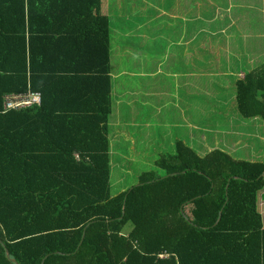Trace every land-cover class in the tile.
<instances>
[{
    "label": "trees",
    "instance_id": "16d2710c",
    "mask_svg": "<svg viewBox=\"0 0 264 264\" xmlns=\"http://www.w3.org/2000/svg\"><path fill=\"white\" fill-rule=\"evenodd\" d=\"M16 3L21 8H15ZM24 4L25 0H1L0 7L5 8H0V20L9 18L11 26L23 28ZM193 8L184 7L183 13L187 11L186 15L196 17V7ZM110 10L113 14L107 21L108 31L120 37L111 41L114 46L130 48L131 53L160 52L166 48L143 43V24L155 14L154 7ZM17 42L13 51L21 52L25 61L26 43ZM104 50L110 61L111 54L125 52ZM111 68L109 62L107 69ZM25 69L14 77L8 90L0 89L2 99L9 92L28 91ZM234 102L239 117L258 119L264 124V60L244 79L237 80ZM2 105L1 219L9 227L8 234L10 228L26 234L40 229L39 225L58 231L46 236L48 246L40 254L25 250L21 255L7 240L0 223V264H264V228L258 211L264 189V162L238 159L220 150L199 155L188 144L178 141L175 154L161 156L155 163L156 168L164 171L163 175L143 172L136 185L113 195L108 181L109 156H104L105 162H98L95 156L80 158L84 163L80 165L75 163L79 161L75 156L78 174L84 175V179L96 174L104 184L96 193L85 184L75 194L80 200L76 203L72 193L62 197L60 185L45 191L34 188L37 173L41 170L50 174L51 165L41 162L39 158L43 156L37 157L31 146L20 140L31 138L30 119L41 108L7 118ZM104 139L109 140V130ZM50 152L56 154L57 150L50 147ZM10 171L17 174L16 181L5 176ZM57 180L68 183L64 175Z\"/></svg>",
    "mask_w": 264,
    "mask_h": 264
},
{
    "label": "crops",
    "instance_id": "0c3cea01",
    "mask_svg": "<svg viewBox=\"0 0 264 264\" xmlns=\"http://www.w3.org/2000/svg\"><path fill=\"white\" fill-rule=\"evenodd\" d=\"M104 1L101 0V4ZM148 1L152 3L156 12L143 24V43L146 46L165 45L166 48L160 52L111 54V61H107L106 64L102 61L98 62L97 59L99 63L97 65L99 68H95L97 71L102 70V67L106 69L109 62L112 64L111 79L114 93L112 105L121 104L122 100L118 98H120V93H123L121 97L127 101L130 111L129 128L145 126V129L150 131L146 138L150 140L155 137L151 136V132L156 126L163 129L164 135L170 129L174 130L175 134L187 129L188 134L193 135V132L189 131H196L195 111L199 116L202 114L201 118L214 115L211 112V106L203 107L206 111L199 112L198 104H194L191 97L195 95V90L203 92L207 97H212L215 92L221 93L224 97H221L215 105L221 111L219 117L224 118V124H226L224 126L229 128L227 129L229 138L225 137L222 141L211 139L206 143L204 151L197 148L199 146H189L197 153L202 152V155L220 150L233 157L239 149L240 142L243 141L247 145L251 140H256L257 131L261 132L264 129V124L259 123L258 119L244 120L239 117L234 102L237 80L244 79L247 72L254 70L264 60V20H262L264 2L263 7H255V1L252 0H222L223 4L221 0H209L210 6L196 7V17L192 18L186 15L187 11L183 13L184 7H169L170 4L175 3V0ZM197 1V6H200L201 1ZM25 2L24 31L23 28L11 26L8 18L9 32L0 34V41H2L0 46H13L15 41H18L17 43L25 41V61L21 52L8 51L6 47L5 51H0V56L7 57L6 64L9 69L11 66L16 67V71L12 70L9 73L11 76L22 74L26 67L29 84L41 89L46 95V109L41 107L39 113L31 116V138L26 137L20 140L24 142L23 145L35 147L42 146L45 141L53 137L50 127L57 124L54 117L61 115L64 109L73 108V104H77L80 109L84 108L82 105L88 106L75 96L76 89L73 90V87L69 88L64 83L65 79L72 78L74 81L75 76L82 74L77 67L76 72L73 73L72 62H75L79 69L91 64L92 59L81 57L82 51L93 55L101 51L100 54H104V39L97 36V30L95 33L84 35L78 31L80 23L88 21L79 19L84 16L81 14L82 10L91 6L86 0H79V2L76 0H25ZM160 5L164 7H159ZM107 8L110 10V7ZM191 8L194 10L193 7ZM77 10H80L78 14L75 13ZM257 10L260 15L259 21L251 15ZM76 16H79V20H76ZM251 19L254 23L250 22ZM245 39H247L246 42ZM10 57L15 59V64L10 61ZM1 76H5L3 72H0ZM7 84L0 82V89L6 90ZM116 94L119 95L116 96ZM1 99L0 94V106L3 104V99L2 102ZM67 102H70L69 106ZM140 107L161 110V114L171 107L178 112V117L168 119V116H165L159 120L161 116L159 113L157 118L144 117L139 123L137 122V109ZM98 108L99 105L93 107L94 110ZM191 110H194L193 119L188 116V111ZM86 111L88 108L78 109L82 117ZM120 122L116 119L114 122L111 121L110 125L114 129L115 127L120 129ZM252 125L256 126L255 132L248 129ZM165 127L167 129H164ZM201 128L197 131L203 133ZM171 130L170 132L173 133ZM217 131L218 126L213 129L212 133H219ZM125 135L128 136L127 133ZM179 135L182 134L179 133ZM109 139L114 141L115 134L112 136L109 134ZM194 140L195 137L190 138L188 142L187 139L183 141L173 137L170 143L175 149L178 141L190 144L194 143ZM260 140L264 142V137ZM263 151L264 147L263 150H257L252 157L259 158L257 152L263 153ZM81 154L85 155L83 158H88L86 156L88 152L84 151ZM153 165L155 166V163ZM124 188V190L128 189L127 186ZM261 201H264V189L258 201V211L262 228H264V211L259 206ZM0 223L5 229L7 240L14 244L15 249L21 255L26 252L25 250L40 254L43 252L42 249L48 246L46 236L58 231V229H45L43 228L45 226L39 225L40 229L26 234H19L17 228H10L12 231L8 234L9 227L6 226L1 216ZM79 225H74V227Z\"/></svg>",
    "mask_w": 264,
    "mask_h": 264
},
{
    "label": "rangeland",
    "instance_id": "374dc122",
    "mask_svg": "<svg viewBox=\"0 0 264 264\" xmlns=\"http://www.w3.org/2000/svg\"><path fill=\"white\" fill-rule=\"evenodd\" d=\"M1 1V0H0ZM197 0H175V3L170 4L169 7H209V0H200L201 5L197 6ZM216 1V0H213ZM255 1V7H263L264 0H252ZM79 2V0H76ZM91 6L88 8H84L81 14H84L83 17L79 19L88 20L85 23H80V30H78L82 35L88 33H95L98 31L97 36L99 38L104 39V48H109L110 51L117 50L120 52L121 50L124 53H130L131 49L128 48H120L118 46H114L111 41L119 40L120 37L117 34L109 33V29L107 27V21L109 17L112 15V11L109 10L107 7H152V3L148 0H105L101 4V0H86ZM223 4V1L221 0ZM105 6V7H104ZM159 7H164L160 5ZM5 8V7H0ZM15 8H21L20 3H16ZM26 8V2L24 7ZM81 10V8H80ZM80 10H77L75 13H79ZM85 12V13H83ZM164 13V12H162ZM259 21V14L258 10L256 13L251 14ZM74 16V14L72 15ZM79 16H76V20ZM78 19V20H79ZM8 18H4L0 21V34H6L9 32V23L7 22ZM264 20V17L262 18ZM251 23H254L253 20H250ZM89 37V36H88ZM247 39H245V42ZM109 44V45H108ZM108 46V47H104ZM5 47L8 51L13 52V46H0V51H5ZM83 49V48H82ZM105 51V50H104ZM101 52V51H100ZM98 52V54H100ZM1 53V52H0ZM82 51L81 57L92 59L90 65H86L82 69H79V66L72 62V71L73 73L77 70H81L82 74L75 76L74 81L71 78L70 80L65 79V86L72 88L75 96L79 99L83 100L84 104L88 106L82 105L84 108H79L77 104H73V108H69L68 110L63 111L61 115L55 116V122L57 124L52 125L50 129L52 130L53 137L45 141L42 146H31V152L33 154L43 156V158H39L41 162L48 163L51 166L49 169L51 170L50 174H45L41 170L36 175L35 184L33 182L34 188H40V190H44L55 185H60L61 190L59 192L62 193V197L65 194L72 193L74 197L72 198L74 202L78 203L80 200L75 198V194L77 195L78 190L88 184V188H92L96 193L98 188L102 185V181L98 179V176L95 174L94 177L89 176L84 179V175L78 174L76 172V166L74 164L75 160V153L76 148L77 150V158L79 161L75 162L77 165L84 164L80 161V158H83L84 151L88 152V155L97 159L98 162H105L106 159L104 156H109L110 161V169L111 174L108 177V181L110 186L111 194L115 195L119 193L121 190H124L125 186L128 188L132 185H136L138 183V177L146 171H156L158 174L163 175L164 171L161 169L156 168L153 164L156 163L157 160L161 159V156L164 155H172L175 154V149L171 146L170 140L173 137L176 139H181L187 142L190 138L193 139L195 137L194 143H190L188 145L197 148H200L204 151L206 147V143H208L211 139L213 141H222L223 138L228 137V130L227 126H224V118H220L219 115L221 113L216 107L215 104L224 97L223 94L215 92L212 97H207L204 95L203 92L195 90V95L191 96L194 104H198V110L200 113L205 112L204 108L211 106V112L214 114L212 117H202L198 115V112L195 111V124H196V131L188 130L190 133L193 132V135H189L187 129L178 131L179 133L175 134L174 130H171L173 133L168 131L166 135L163 134V129L160 126H156L152 129L151 136H155L153 139H147L146 136L150 131L145 129V126L142 127L141 125L137 126L136 128H129V108L127 106V101L121 96L123 93H120V98L118 100H122L121 104L117 101L119 105H112L114 93L112 87V79H111V71L103 69L97 71L96 67L99 68V63L102 61L104 64L109 61L108 53L104 52V54H88ZM7 57L0 56V72H3L5 76L0 77V82L8 83V90L13 82L14 77L11 76L9 73L13 70L16 71V67L11 66L10 69L8 68L6 62L8 59ZM12 63L15 64V59L12 57L9 58ZM98 59V62H97ZM72 61H74L72 59ZM90 69H94L91 71ZM21 75V74H20ZM73 76V75H72ZM27 77V76H26ZM28 91H37L42 94V107L45 108L46 102V95L42 93L41 89L35 88L32 89L34 85H30L27 80ZM35 87V86H34ZM170 87V85H169ZM27 91V92H28ZM26 92V93H27ZM23 93V94H26ZM20 93L18 92H9L6 93L5 96H15ZM27 95V94H26ZM119 94H116L118 96ZM227 95V94H225ZM48 98V97H47ZM171 98V97H169ZM4 100V99H3ZM71 102V101H70ZM70 102H67L68 106ZM95 105H99V108L94 110L93 107ZM138 107V106H137ZM204 107V108H203ZM41 108V107H40ZM66 108V107H64ZM88 108V111L84 113V117L78 113L79 110H85ZM33 108H25L22 110H12L10 112L5 113L4 107L2 105V113L6 115L7 118H17L21 111H26ZM160 113V118H164L168 116V119L172 117H178V112H175L171 107L164 111V114H161V110L157 111L151 108L140 107L137 109V122L141 123L144 117L148 118L151 117L152 119L155 117L157 118V114ZM188 116L190 119L194 118V110L188 111ZM33 117V116H32ZM121 121L120 126L111 127L110 122H114L115 120ZM157 120V119H156ZM100 121L102 123H100ZM261 123L260 120H258ZM109 125V126H108ZM218 126L219 133L213 134V129ZM202 127V128H201ZM263 127V126H262ZM198 128H201L203 133L197 131ZM164 129H167L166 127ZM248 129L253 130L255 132L256 126H249ZM47 130V128H44ZM112 136L115 134L114 141L112 140H105L104 136L106 137L108 134ZM150 130V129H149ZM257 130L258 127H257ZM252 132V131H251ZM128 134L125 135V134ZM181 136V137H179ZM189 136V138H187ZM59 137V138H56ZM264 137V129L261 132L257 131V138L256 140H251L250 142L245 145L242 141L239 145L243 146L237 150V153L233 155V157L238 159H247L250 161H260L264 162V151L263 153L257 152V156L259 158H253L252 156L255 155L257 150H263L264 142L260 140V138ZM229 138V137H228ZM32 142V141H31ZM202 142V143H201ZM30 143V142H27ZM26 143V144H27ZM33 145V144H32ZM50 147H53L57 150V153H51ZM249 148H253L254 150H249ZM196 149V148H195ZM18 150V149H17ZM36 152H38L36 154ZM106 152V153H105ZM105 153V154H104ZM199 155H202V152H198ZM45 155V156H44ZM86 164V163H85ZM89 167V166H88ZM42 169V168H41ZM101 173V171H100ZM64 175V179L68 181L67 184H64L62 181H58L57 178H61ZM5 176L11 180H17V174L14 171H10ZM23 181V179L21 180ZM82 185V186H80ZM48 191V190H46ZM94 212V208L92 209V213ZM91 213V215H92ZM130 226V225H129Z\"/></svg>",
    "mask_w": 264,
    "mask_h": 264
},
{
    "label": "built area",
    "instance_id": "2783aa9c",
    "mask_svg": "<svg viewBox=\"0 0 264 264\" xmlns=\"http://www.w3.org/2000/svg\"><path fill=\"white\" fill-rule=\"evenodd\" d=\"M26 94L5 96L3 98V107L5 113L10 112L12 110H22L30 107L40 108L42 106V94L40 92L29 90ZM259 206L264 211V201H261L259 203ZM160 256L164 257L166 255Z\"/></svg>",
    "mask_w": 264,
    "mask_h": 264
},
{
    "label": "water",
    "instance_id": "95a60500",
    "mask_svg": "<svg viewBox=\"0 0 264 264\" xmlns=\"http://www.w3.org/2000/svg\"><path fill=\"white\" fill-rule=\"evenodd\" d=\"M7 256L9 257V253L7 252Z\"/></svg>",
    "mask_w": 264,
    "mask_h": 264
}]
</instances>
